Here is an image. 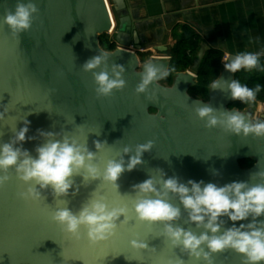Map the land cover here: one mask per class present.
<instances>
[{
    "label": "water",
    "instance_id": "obj_1",
    "mask_svg": "<svg viewBox=\"0 0 264 264\" xmlns=\"http://www.w3.org/2000/svg\"><path fill=\"white\" fill-rule=\"evenodd\" d=\"M89 17L81 11L78 0H37L46 41L39 40L29 28L13 32L4 23L9 11H15L18 0H0V143L9 142L17 130L29 121L27 139L22 143L33 156L35 148L44 142L38 129L77 137L81 143L87 140L90 151L96 152V162L103 167L108 159L118 158L124 146L154 141L142 156L143 163L133 170H125L116 187L102 178L85 179L87 174L74 175L73 188L66 196L57 197L51 187L41 189L38 200L21 197L29 185L19 180L10 169L9 180L0 185V264H51L66 261L71 264H205L190 257L180 247H173L162 235L163 224H147L136 220L134 212L128 219L121 215L115 234L105 241L92 243L86 229L80 230V239L66 233L54 222L50 213L67 201L74 212L92 196L103 195L110 206L128 203L135 195L133 185L148 178L165 174L176 176L181 182L189 179L214 182L219 185L232 181H249L256 172L264 171V136L230 133L217 126L205 127V121L195 115L196 104H209L218 110H231L227 100L219 101L211 96L208 101L188 93L189 87L175 84L172 89L154 81L146 93H137L140 70L133 36L132 19L125 0H112L118 28L113 43L122 47L103 49L100 36L113 27L106 0H92ZM94 26V42L89 31ZM162 50V48H159ZM204 45L194 64L183 76L191 82L196 77L205 51ZM1 52V51H0ZM100 52L109 53L108 71L113 64L124 68L126 81L122 89H114L109 96H98L92 72L81 66ZM150 63L169 69L170 60ZM103 67V65L101 66ZM100 68L95 71H100ZM182 72H177L175 75ZM234 74L223 70L220 74L234 79ZM219 76V77H220ZM195 101V104L193 103ZM151 109H157L156 113ZM239 111V110H237ZM261 118L264 119V114ZM96 135L94 132H99ZM107 141L98 151L94 141ZM17 146H21L18 144ZM253 158L255 163L243 168L239 160ZM264 182L253 175L250 183ZM170 202L180 206L178 197L170 196ZM131 207V205H129ZM176 223L199 233L202 228L189 222L183 211ZM251 218H249L250 220ZM264 219V216L258 218ZM224 227L232 221L223 218ZM249 220L235 222L248 223ZM150 225H154L151 227ZM139 237L147 247L137 249L130 241ZM214 264H244V257L231 250L213 254ZM264 264V262H262Z\"/></svg>",
    "mask_w": 264,
    "mask_h": 264
},
{
    "label": "clouds",
    "instance_id": "obj_2",
    "mask_svg": "<svg viewBox=\"0 0 264 264\" xmlns=\"http://www.w3.org/2000/svg\"><path fill=\"white\" fill-rule=\"evenodd\" d=\"M38 10L34 0H27L26 3L20 0L15 11L7 12L4 23L13 32L26 31L31 27L33 15ZM260 56L258 52L243 51L231 55L226 53L221 60L226 71L237 73L241 69L251 71L258 68ZM108 58L109 53L100 52L81 66L85 71L92 72L98 96H109L114 89H122L126 84L123 66L113 64L110 74ZM97 68L101 70L95 71ZM143 68L136 87L137 93H146L150 84L168 75L167 70H162L161 66L153 63H145ZM209 87L211 90L227 91L232 100H239L243 104L253 103L261 88L259 84L249 88L237 79L229 81L222 77L211 80ZM194 112L205 121L207 128L219 126L238 135L264 136V120H253L249 114L234 108L218 110L209 104H196ZM29 123L25 120L24 126L19 130L15 127L14 137L9 142L0 143V173H7L12 169L19 180L29 185L27 191L20 194L25 199L40 198L36 185L41 189L51 187L57 197L66 196L73 188L72 177L81 175L82 171L87 174L83 176V180L102 178L113 184L118 191L116 181L119 176L125 170L131 171L143 163V153L151 150L154 144L152 140L137 144L134 154L129 155L125 162L124 155L133 153L132 148L126 145L118 158L108 159L101 168L96 162V152L88 149L87 140L81 143L77 137L67 135L58 138V133L42 129L37 131L44 142L35 148L36 155L33 156L21 143L26 138L34 139L26 137ZM94 133L100 135V131ZM18 144L21 146H17ZM94 144L99 151L107 141L96 140ZM159 170L163 175L158 179L149 173L147 179L132 186L135 195L128 203L110 206L105 196L94 195L74 212L65 200L62 201V206L58 205L50 213V217L76 239H80L83 227L86 229L87 239L96 243L113 236L119 226L116 220L123 215L124 219L120 222L126 221L131 210L140 222L162 223V235L170 244L174 248L180 247L197 261L202 259L205 264H214L213 254L231 249L244 257V264L264 262V219H258L264 216V182L250 183L253 175L264 181V171L252 174L249 181H232L219 185L193 179L185 183L176 176L166 178V174ZM8 180V175H0V185ZM170 196L178 197L180 206L171 203ZM181 206L187 212L189 222L202 228V231L197 233L176 223L182 214ZM224 217L233 222L230 227H224ZM245 220L249 222L238 226L235 223ZM130 245L137 249L147 247V243L139 237L132 239Z\"/></svg>",
    "mask_w": 264,
    "mask_h": 264
},
{
    "label": "crops",
    "instance_id": "obj_3",
    "mask_svg": "<svg viewBox=\"0 0 264 264\" xmlns=\"http://www.w3.org/2000/svg\"><path fill=\"white\" fill-rule=\"evenodd\" d=\"M125 1L132 19L133 36L136 41V45L132 48L137 51L140 70L145 63L170 60L171 49L177 42L184 25L192 27L200 34L204 45L208 47L222 50L230 55L243 51L258 52L261 54L260 59H264V0ZM160 47L162 50L159 49ZM142 54L149 56L143 59ZM223 70L224 67L221 73ZM187 71L175 75L171 85L164 84L161 80L159 82L171 89L179 82L190 88L197 82V74L194 80L189 82L188 78L183 76ZM222 78L231 80L229 75ZM209 93L219 101L227 100V106L231 110L234 108L247 113L253 120L264 114L263 102L254 101L246 108L239 109L231 107L234 100L227 91L210 89ZM151 110L153 113L157 112V109ZM242 160L245 159L239 160L241 167H251L243 166Z\"/></svg>",
    "mask_w": 264,
    "mask_h": 264
},
{
    "label": "trees",
    "instance_id": "obj_4",
    "mask_svg": "<svg viewBox=\"0 0 264 264\" xmlns=\"http://www.w3.org/2000/svg\"><path fill=\"white\" fill-rule=\"evenodd\" d=\"M100 42L107 50H113L116 48V44L107 34L100 36ZM204 46L203 38L192 27L184 25L181 28V33L177 42L171 49L170 66L168 69L167 77L160 79L162 83L171 85L173 83L175 74L177 72H184L194 64V60L197 57L200 49ZM225 55L224 51L208 47L205 51L204 57L197 71V82L189 88V93L195 98L202 99L204 101L209 100L210 82L213 79H217L223 69V62L221 58ZM264 59H260V66L251 71H245L241 69L234 74V79L239 80L242 84H246L249 88H254L257 84L261 86L256 100L264 103ZM249 104H243L239 100H235L231 103V107H237L244 109ZM243 166H252L254 159L242 160Z\"/></svg>",
    "mask_w": 264,
    "mask_h": 264
},
{
    "label": "rangeland",
    "instance_id": "obj_5",
    "mask_svg": "<svg viewBox=\"0 0 264 264\" xmlns=\"http://www.w3.org/2000/svg\"><path fill=\"white\" fill-rule=\"evenodd\" d=\"M79 2V5L81 7V11L84 15H86L87 17L90 16L91 14V10H93V1L92 0H78ZM110 4H111V8H112V12H113V16H114V22H113V27L112 29H110L106 34L109 36L110 39H114L115 38V35H116V31H117V28H118V19H117V16H116V11H115V7H114V4H113V1L112 0H109ZM94 26L93 28L89 31V36L91 38V41L94 42ZM102 46V44H101ZM117 47H122L120 46L119 44L116 45V48ZM103 49H106L104 46H102ZM115 48V49H116ZM107 50V49H106ZM131 50L133 51H136L134 48H131ZM0 53L2 54L3 53V47L0 46ZM137 53V52H136ZM143 59L147 58L149 56V54H142L141 55ZM153 111V110H151ZM262 165H264V163H262ZM51 264H55V263H52ZM58 264H60L58 262ZM61 264H71L70 262L66 261L64 263H61ZM116 264H119L118 262Z\"/></svg>",
    "mask_w": 264,
    "mask_h": 264
},
{
    "label": "bare ground",
    "instance_id": "obj_6",
    "mask_svg": "<svg viewBox=\"0 0 264 264\" xmlns=\"http://www.w3.org/2000/svg\"><path fill=\"white\" fill-rule=\"evenodd\" d=\"M18 1L20 2V0H18ZM24 2L26 3L27 0H24ZM34 2L36 3L37 8H39V3L37 2V0H34ZM106 2H107V4H109L108 8H109L110 13H111L112 21L114 22V16H113L111 4H110L109 0H106ZM40 12H41V10H40ZM40 12L38 10V12L33 15L32 24H31L30 28L32 29V34L34 37H36L39 40L42 39L43 42H45L46 41L45 40L46 35H45L44 30H43L44 23L42 22V19H41L42 17H41Z\"/></svg>",
    "mask_w": 264,
    "mask_h": 264
},
{
    "label": "flooded vegetation",
    "instance_id": "obj_7",
    "mask_svg": "<svg viewBox=\"0 0 264 264\" xmlns=\"http://www.w3.org/2000/svg\"><path fill=\"white\" fill-rule=\"evenodd\" d=\"M112 41H113V40H112ZM257 119H259V120H264V119H263V118H261V117H260V118H256L255 120H257Z\"/></svg>",
    "mask_w": 264,
    "mask_h": 264
},
{
    "label": "snow or ice",
    "instance_id": "obj_8",
    "mask_svg": "<svg viewBox=\"0 0 264 264\" xmlns=\"http://www.w3.org/2000/svg\"><path fill=\"white\" fill-rule=\"evenodd\" d=\"M151 227H154V225H150Z\"/></svg>",
    "mask_w": 264,
    "mask_h": 264
},
{
    "label": "built area",
    "instance_id": "obj_9",
    "mask_svg": "<svg viewBox=\"0 0 264 264\" xmlns=\"http://www.w3.org/2000/svg\"><path fill=\"white\" fill-rule=\"evenodd\" d=\"M171 58V57H170Z\"/></svg>",
    "mask_w": 264,
    "mask_h": 264
}]
</instances>
